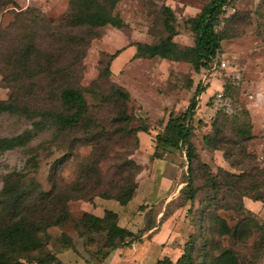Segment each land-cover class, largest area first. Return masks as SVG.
Wrapping results in <instances>:
<instances>
[{
    "label": "rangeland",
    "instance_id": "374dc122",
    "mask_svg": "<svg viewBox=\"0 0 264 264\" xmlns=\"http://www.w3.org/2000/svg\"><path fill=\"white\" fill-rule=\"evenodd\" d=\"M14 1L15 4L10 5L12 12L16 7L36 8L55 20L60 19L69 8V0ZM209 1L121 0L116 12L126 25L123 28L107 25L101 29L100 35L89 43L79 74L74 79L85 91L95 123L104 124L111 130L118 124L115 121L112 124L118 110L109 97L111 85L117 84L131 94L129 112L136 117L131 126L151 125V131L138 134V142L134 137L121 135L105 141L98 151L107 157L100 164L107 179L115 173V165L122 159V153L142 166L136 177L138 188L134 202L126 208H119L118 223L137 233L147 221L154 222L158 229L150 234L156 229L154 227L143 235L142 242L122 248L121 254L115 253L111 257L112 250L106 245L107 232L87 230L82 218L87 211L103 216L108 207H119V202L99 196L94 197L92 202L70 200L68 217L38 233L44 246L29 252L27 258H23L26 264H37L29 262V257L48 253L55 255L62 264H159V261L168 259L171 264H177L190 242L195 247L194 264H205L206 252L220 253L223 248L236 250L242 264H264V245H254L260 238L258 227H253L254 234L246 244L234 242L229 236H220L216 232V224L211 217L217 211L233 226L238 219L235 209H221L210 204L208 197L212 192L208 188H202L195 201L185 202L181 197V189L186 184L181 180L187 177L188 170L184 152L160 149L161 157L153 156L156 135L163 130L170 113L184 112L200 87L202 92L198 95L193 142L202 161L210 165L214 174L219 173L221 168L235 173L252 167L264 169V0H234L221 15L223 22L219 29H224L227 38L222 41V51L208 68L197 71L191 62L185 60L136 56L138 42L156 43L167 36L163 24L164 5L172 7L176 16L178 33L174 40L182 46H193L194 32L186 19L197 15ZM12 12L4 13L3 25L13 19ZM117 50L121 51L113 60L109 61L107 55L101 63L103 52L112 54ZM108 61L111 75L99 77ZM50 80L53 81L52 78ZM56 82L53 81L54 88ZM32 89L34 94L25 96L31 110L56 97V92L47 93L44 89L40 90V86ZM10 91L0 73V99L8 98ZM49 104L48 107L58 109L55 103ZM217 116H220L223 125V137L227 141L224 147H227L228 156L222 149L204 148V136L213 130V121ZM40 120L41 116L32 119L16 113L0 114V137L15 136L27 129L34 132L26 146L0 153V193L6 177L11 174H14V183L34 182L44 190L51 189L53 179L69 184L91 158L89 142L81 144L79 141L83 139V132L57 133L53 125L37 131L33 123ZM246 120L252 123L253 138L244 141L246 147L243 149L242 145L241 149L228 141L238 139L234 135L233 124L242 125ZM230 153L233 156L229 157ZM57 163H60L58 170L54 168ZM200 177L197 184L201 186L204 178ZM91 187L94 184L89 182L88 188ZM2 198L0 195V200ZM243 201L246 209L254 213L258 226H264V204L251 197H244ZM181 203L184 205L181 206ZM42 207L43 203L35 198L30 202L29 212L33 217L37 216ZM4 208L0 204V223L3 224L9 219ZM147 214L148 219H145Z\"/></svg>",
    "mask_w": 264,
    "mask_h": 264
},
{
    "label": "trees",
    "instance_id": "16d2710c",
    "mask_svg": "<svg viewBox=\"0 0 264 264\" xmlns=\"http://www.w3.org/2000/svg\"><path fill=\"white\" fill-rule=\"evenodd\" d=\"M120 1L69 0V8L65 14L55 20L36 8L16 7L12 12L10 5L15 4V1L0 0V73L11 90L8 98L0 99V114L16 113L32 119L41 116L40 121L33 123L37 131L53 125L57 133L83 132V139L78 140L81 144L89 142L92 147L91 158L87 159L77 178L69 184L64 185L53 179L51 189L44 190L34 182L14 183V174L6 177L5 186L0 193L3 197L0 204L5 206L9 219L4 224L0 223V264H26L23 258H27L29 252L44 246L38 233L68 217L70 200L83 199L92 202L94 197L99 196L127 205L134 197L138 188L136 177L141 172V164L122 153V159L115 165V173L107 179L100 167L107 157L101 155L98 149L105 141L121 135L134 137L138 142V134L151 131V125L131 126L136 119L135 115L129 112L128 102L131 100V94L125 87L117 84L111 85L109 97L113 99L118 110L112 124L114 121L118 124L111 130L104 124L95 123L90 115L85 91L74 82L87 54L89 43L100 35L101 29L107 25L118 28L126 25L116 12ZM233 1L210 0L197 15L186 19L194 32L193 46H182L174 40L178 33L176 16L172 7L164 5L163 24L167 36L156 43L138 42L136 56L185 60L191 62L197 71L208 68L210 62L222 51V41L227 38V33L219 27L223 22L221 15ZM9 10L13 13V19L3 25L2 17ZM120 51L112 54L103 52L101 63L107 55L109 61L113 60ZM109 61L99 77L111 75ZM50 78L57 81L55 88ZM45 81L47 87L42 85ZM30 85L32 88L40 86V90L44 89L47 93L56 92V97L50 102L55 103L58 109L48 107V102L31 110V104L25 99V96L34 94ZM201 92L202 89L198 87L184 112L170 113L163 130L156 135L153 156L161 157L158 151L160 149L184 152L188 166L187 177L181 180V183H186L181 189L184 201H195L198 192L202 188H208L212 192L208 197L210 204L221 209L232 208L238 212L237 222L233 226L217 214V211L213 213L211 219L216 224V232L220 236H229L234 242L246 244L254 234L253 227H258L260 238L254 245L261 247L264 245V226H258L253 217L254 213L246 209L243 199L251 197L264 204V169L252 167L235 173L221 168L219 173L214 174L210 165L202 161L193 142L194 118L199 103L198 95ZM233 126L234 135L238 139L228 142L241 149L243 145L245 149L243 142L253 138L252 123L246 120L242 125L234 123ZM223 134V125L220 116H217L213 121V130L204 136V148L222 149L228 156L227 147H224L227 141ZM33 135V130L27 129L15 136L0 137V153L26 146ZM83 140L86 142H82ZM231 154L229 157L233 156ZM59 165L60 163H57L54 168L58 170ZM200 175L204 178L201 186L197 184ZM89 182H92L94 187L88 188ZM35 198L43 203V209L33 217L29 206ZM183 205L184 203H181V206ZM145 219H148V214ZM118 220V213L112 209H106L103 216L87 211L83 215L82 224L93 232H107L106 245L110 250L131 247L136 242H142L145 233L156 227L150 233L153 234L158 229L154 222L147 221L137 233L119 225ZM194 248L193 242L187 244L185 253L178 259L177 264H194ZM28 261L37 264H62L50 253L29 257ZM205 261V264H242L238 253L232 248H223L220 253L206 252ZM158 263L171 264L172 261L168 259Z\"/></svg>",
    "mask_w": 264,
    "mask_h": 264
},
{
    "label": "crops",
    "instance_id": "0c3cea01",
    "mask_svg": "<svg viewBox=\"0 0 264 264\" xmlns=\"http://www.w3.org/2000/svg\"><path fill=\"white\" fill-rule=\"evenodd\" d=\"M132 202H134V200L132 199L131 200V202H129V204H127V205H121L120 203V205H118L119 207H115V206H113V207H115V208H113V207H108V209H112V210H114V211H116L117 213H118V215L120 216V210L121 209H119V208H126L127 206H129ZM121 221V220H120ZM122 225V223H119V225ZM122 226H124V225H122ZM125 227V226H124ZM128 228V227H127ZM161 233L162 232H160L158 235L160 236L161 235ZM157 235V236H158ZM156 236V237H157ZM121 251H122V249L121 248H117V249H114V250H112V252H111V254H110V256L112 257L115 253H117V254H121ZM109 259V258H108Z\"/></svg>",
    "mask_w": 264,
    "mask_h": 264
},
{
    "label": "built area",
    "instance_id": "2783aa9c",
    "mask_svg": "<svg viewBox=\"0 0 264 264\" xmlns=\"http://www.w3.org/2000/svg\"><path fill=\"white\" fill-rule=\"evenodd\" d=\"M226 65V63L225 62H223V66H225Z\"/></svg>",
    "mask_w": 264,
    "mask_h": 264
}]
</instances>
